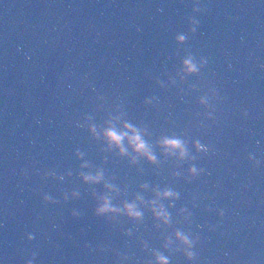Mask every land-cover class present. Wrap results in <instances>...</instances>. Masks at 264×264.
<instances>
[{"label": "water", "instance_id": "obj_1", "mask_svg": "<svg viewBox=\"0 0 264 264\" xmlns=\"http://www.w3.org/2000/svg\"><path fill=\"white\" fill-rule=\"evenodd\" d=\"M125 124L155 163L109 146ZM104 197L121 211L97 216ZM156 253L264 264V0H0V264Z\"/></svg>", "mask_w": 264, "mask_h": 264}, {"label": "clouds", "instance_id": "obj_2", "mask_svg": "<svg viewBox=\"0 0 264 264\" xmlns=\"http://www.w3.org/2000/svg\"><path fill=\"white\" fill-rule=\"evenodd\" d=\"M194 32L195 29H192ZM179 40L183 41L184 36L178 37ZM186 65L189 67L190 71H195V66L191 64L190 61L185 62ZM125 131H119L115 127H109L104 131V137L107 140L110 147L115 146L119 148L121 155L127 154V149L124 147V141L127 140L129 145L133 148V150L141 156L147 158L150 163L156 162V157L153 155L150 146L144 141L142 138V134L139 129L133 127L130 124H125ZM161 146L164 148L165 152L168 154H175L179 151L181 158L186 155V150L184 149L183 142L176 138H163L160 141ZM133 163H135V158L133 159ZM86 166V165H85ZM191 171H195V169H191ZM83 175V174H82ZM104 174L102 171L96 173V175H83V179L85 182L90 183H99L103 180ZM106 187L111 188L112 185H105ZM142 187H147V185H142ZM156 199L150 201L152 207V212L157 219L162 220L164 223H168L169 221V214L165 211L163 205H157V201L162 198H169V197H177L178 194L172 192L171 190H165L163 192L157 190ZM45 199H50L49 197H45ZM143 198L137 196V200H142ZM120 208L113 207L111 205V201L108 197L103 198V202L96 208V215L103 216L107 213L111 212H120ZM123 211L127 214L130 219H140L143 216V213L138 210L137 205L135 202L133 203H126L123 207ZM177 236L184 242H187V238L182 236L180 233H177ZM158 264H168V260L165 256L160 253H156ZM191 257V253L189 254Z\"/></svg>", "mask_w": 264, "mask_h": 264}]
</instances>
